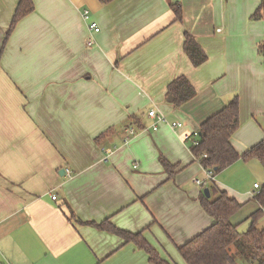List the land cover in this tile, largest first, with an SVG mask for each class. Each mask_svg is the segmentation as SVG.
<instances>
[{
    "label": "crops",
    "instance_id": "1",
    "mask_svg": "<svg viewBox=\"0 0 264 264\" xmlns=\"http://www.w3.org/2000/svg\"><path fill=\"white\" fill-rule=\"evenodd\" d=\"M261 1L32 0L1 51L18 0H0V264H152L133 243L88 225L104 221L186 264L178 248L214 222L200 202L210 187L243 204L231 221L248 229L262 165L238 160L209 182L191 145L234 97V151L264 141V18H250ZM185 34L207 56L197 68ZM179 77L195 95L178 106L168 89ZM152 110L165 118L156 131Z\"/></svg>",
    "mask_w": 264,
    "mask_h": 264
},
{
    "label": "trees",
    "instance_id": "2",
    "mask_svg": "<svg viewBox=\"0 0 264 264\" xmlns=\"http://www.w3.org/2000/svg\"><path fill=\"white\" fill-rule=\"evenodd\" d=\"M98 1L103 5H107L114 0ZM33 10L32 0H18L1 51L4 49L17 23L32 13ZM173 13L175 21H181L180 8L173 7ZM250 18L253 21L264 18V0L261 1ZM183 50L195 68L203 65L207 60L205 53L189 34L184 35ZM257 51L264 65V39L257 46ZM168 90L174 96L175 104L178 106L186 103L195 95L193 87L184 77L174 80L169 85ZM239 126V102L237 97L230 100L220 112L207 119L200 126L197 133L198 145H191V151L203 169L213 177L238 160L243 162L256 160L264 168V141L242 156H239L232 148L230 141ZM162 165L166 170L170 169V165L163 160ZM209 194V198L202 194L200 202L204 212L214 222L208 229L178 248L183 261L186 264H264V229L259 230L256 227L257 222L263 217L264 187L252 198L260 206V209L249 217L250 224L244 233H240L238 226L231 221L232 217L241 210L243 204L229 198L226 193L215 191L211 187ZM88 225L118 235L126 243H133L137 248L145 251L149 262L152 264H170L158 256L145 242L141 234H129L120 231L108 225L107 221L100 224L88 223Z\"/></svg>",
    "mask_w": 264,
    "mask_h": 264
},
{
    "label": "built area",
    "instance_id": "3",
    "mask_svg": "<svg viewBox=\"0 0 264 264\" xmlns=\"http://www.w3.org/2000/svg\"><path fill=\"white\" fill-rule=\"evenodd\" d=\"M89 11L87 10H84L83 13H82V18L84 20H89ZM89 29L92 33L94 34H97L99 32V28L97 27L96 23H91L90 26H89ZM94 41L92 38H88L87 42H86V45L88 47H91L93 45ZM147 116L151 119H154L156 121V124L152 126V130L153 131H156L157 130V124L159 123H164L165 122V118L162 114L156 112V111H149L147 113ZM182 125L180 123H174L171 125L172 128H180ZM125 133L127 134V137H132L134 136L135 134V130L131 127H128L125 129ZM196 138H197V134L195 135ZM198 145V141L197 139H195V141L192 143V146H197ZM104 161L107 162V158H104ZM207 175H206V178L209 182H213L214 181V177L209 173V172H206ZM195 184L200 186L202 185L203 183L199 180H195ZM255 190H258L259 189V186L258 185H255L254 186ZM258 193V191H256V193L254 195H256ZM253 195V196H254ZM56 197L55 196H52V200H55Z\"/></svg>",
    "mask_w": 264,
    "mask_h": 264
},
{
    "label": "water",
    "instance_id": "4",
    "mask_svg": "<svg viewBox=\"0 0 264 264\" xmlns=\"http://www.w3.org/2000/svg\"><path fill=\"white\" fill-rule=\"evenodd\" d=\"M203 194L206 198H209L210 197V194H209V190L208 189H204L203 190Z\"/></svg>",
    "mask_w": 264,
    "mask_h": 264
}]
</instances>
